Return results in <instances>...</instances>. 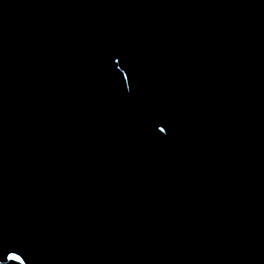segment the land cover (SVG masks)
Masks as SVG:
<instances>
[{"label":"water","instance_id":"water-1","mask_svg":"<svg viewBox=\"0 0 264 264\" xmlns=\"http://www.w3.org/2000/svg\"><path fill=\"white\" fill-rule=\"evenodd\" d=\"M0 264H264V0H0Z\"/></svg>","mask_w":264,"mask_h":264}]
</instances>
